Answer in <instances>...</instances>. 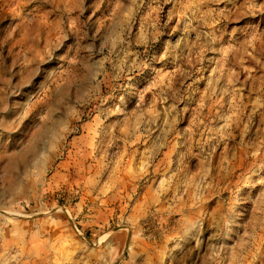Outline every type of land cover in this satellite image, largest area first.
Masks as SVG:
<instances>
[{"label": "rangeland", "instance_id": "obj_1", "mask_svg": "<svg viewBox=\"0 0 264 264\" xmlns=\"http://www.w3.org/2000/svg\"><path fill=\"white\" fill-rule=\"evenodd\" d=\"M0 264H264V0H0Z\"/></svg>", "mask_w": 264, "mask_h": 264}, {"label": "bare ground", "instance_id": "obj_2", "mask_svg": "<svg viewBox=\"0 0 264 264\" xmlns=\"http://www.w3.org/2000/svg\"><path fill=\"white\" fill-rule=\"evenodd\" d=\"M261 205V204H260Z\"/></svg>", "mask_w": 264, "mask_h": 264}]
</instances>
